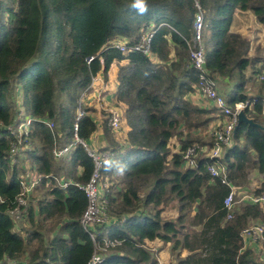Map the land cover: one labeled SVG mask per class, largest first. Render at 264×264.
<instances>
[{"label":"trees","instance_id":"trees-1","mask_svg":"<svg viewBox=\"0 0 264 264\" xmlns=\"http://www.w3.org/2000/svg\"><path fill=\"white\" fill-rule=\"evenodd\" d=\"M133 3L0 0V264L6 259L88 264L105 239L119 244L103 253V264H157L149 248L155 241L171 245L175 264H264L244 250L242 236L252 222L264 223V209L246 203L228 210L224 200L230 188L208 172L210 165L222 164L237 191L248 187L252 172L264 176V131L242 123L221 159L200 156L196 168H187L183 160L189 147H213L204 135L217 114L188 100L198 84L189 47L197 3L204 15L208 70L232 84L223 94L228 105L248 102L244 113L264 126V84L258 82L264 50L259 46L252 54L253 43L232 31L237 13L251 12L264 26V0H146L143 14ZM150 33L151 57L112 48L125 40L133 45ZM115 66L116 106L125 135L113 133L105 122L109 147L103 151L114 156L102 176L111 183L106 192L111 216L123 222L97 228L93 241L80 223L87 206L84 192L43 179L39 197L34 200L33 193L22 208L21 220L31 229L17 230L11 212L18 207L27 162L41 177L89 181L94 163L82 146L66 161H56L52 151L55 144L72 143L81 96L93 78L102 73L108 79ZM21 108L36 120L23 141L27 148L12 162L16 138L9 128L18 124ZM40 120L54 122L55 133ZM97 129L89 116L80 121L78 135L90 140ZM263 192L264 183L254 194ZM174 205L178 216L165 219Z\"/></svg>","mask_w":264,"mask_h":264},{"label":"built area","instance_id":"built-area-1","mask_svg":"<svg viewBox=\"0 0 264 264\" xmlns=\"http://www.w3.org/2000/svg\"><path fill=\"white\" fill-rule=\"evenodd\" d=\"M198 14L194 23V35L190 41V60L193 68L198 73V84L195 86V93L206 100L212 108L216 109L218 116V124L212 128L209 132V138L213 140V147L208 146H192L189 147L183 153V160L187 168H196L197 160L200 156L209 159H221L226 151L233 144L235 131L239 124V116L241 112L249 106V103H237L235 106H229L224 95L220 94L218 90V79L216 75H212L206 65V53L204 48V15L202 13L200 5L197 3ZM153 34H144L136 43L130 45L128 40L116 42L112 45V48L117 49L121 53L138 52L145 56L151 57V41ZM94 57L89 58L87 61L91 63ZM103 84V78L97 75L93 78L91 86L83 93L79 100L77 109L76 122L74 124L73 133L74 139L71 144L67 146H60L55 144L52 151V155L56 161H66L70 158L72 150L76 146H82L88 156L94 163L93 172L89 181L85 184L66 180L64 177H41L31 170L28 163L25 167L26 175L21 181L22 191L17 199L18 207L11 212V216L17 222L21 220L23 216L22 208L26 209L31 200L33 193L41 186L43 179H47L49 182H54L58 187L65 190L68 186L73 185L82 190L87 199L86 210L83 213L80 223L83 228L91 234L92 240L95 241V231L98 228L108 227L111 224H121L124 219L120 220L111 216L110 204L106 198V192L110 189L111 183L103 180L102 170L112 160L114 154L110 151H100L91 144L90 140H83L79 137V123L86 117H92L87 109L88 105L93 99L98 102H103L104 97L102 91L97 90V83ZM258 82L264 84V72L258 76ZM93 96V98H91ZM89 100L87 103L86 101ZM107 115L108 127L116 133L122 130L124 118L120 108L115 106H109L104 109ZM93 118V117H92ZM36 119L28 117L25 114L24 109L20 110L18 117V124L9 128L12 135L16 138V141L12 144L10 149V159L15 162L16 157L22 155V152L27 148L24 146L23 141L30 135L31 126ZM94 122L95 119L93 118ZM43 122L53 133H55L56 125L52 121L40 120ZM96 123V122H95ZM97 125V123H96ZM204 151L207 153L204 154ZM208 172L214 178H220L223 185L230 188L229 195L224 200L225 207L232 211L237 204L236 198L239 193L235 187L227 179L226 169L220 163L212 164L208 167ZM241 201L245 203L260 206L264 209V192L260 194H243ZM242 236L244 239H250L254 242H262L264 244V223L251 224L246 228ZM95 244H97L95 242ZM119 243L111 242L108 239L104 240L103 245H96V251L88 264H103L105 261L104 252L108 248L114 247ZM151 250V249H150ZM152 251V250H151ZM156 255L157 264H175L164 261L154 251ZM260 261L264 263V247ZM2 264H14L10 259H6ZM23 264H31L25 261Z\"/></svg>","mask_w":264,"mask_h":264},{"label":"crops","instance_id":"crops-1","mask_svg":"<svg viewBox=\"0 0 264 264\" xmlns=\"http://www.w3.org/2000/svg\"><path fill=\"white\" fill-rule=\"evenodd\" d=\"M250 22H251V25H250ZM253 27L256 28V30H258L257 27L258 28H262L263 27V25L260 24V22L258 21L257 17L253 13H251V12L237 13V15L235 17V22L233 24L232 31L235 32V33H239L243 37L246 38L247 37L246 36L247 33H249V32L251 33V31H249V29L252 30ZM252 51H254V49ZM117 71H118V69L115 66L113 68V70L111 71V73L109 74V78L108 79H106L102 73L100 74V76L103 78V84H100V82L97 83V87L96 88H97V90L102 91L103 97H104V101L100 103L96 99H93L91 101V103L87 107V109L89 111V114L95 119V122L97 123V128H98L96 133L90 139V141H91V144L93 145V147H95L96 149H100V151L106 150L109 147V140L105 137V134H104V131H103V126L105 125V122H106V124L108 126L107 117L105 116L106 111L104 109L106 107H109V106L117 107L116 106L117 102H116V98H115ZM218 85H220V86H218L219 92H220V94L223 95L224 94V90L230 88L232 84L227 82L226 80H222V79L219 78L218 79ZM225 85H227V86H225ZM249 95L253 96V95H255V93L250 92ZM91 98H93V96ZM188 100L193 105L198 106L200 108H206V109H211L212 108L210 103H208L206 100H204L201 97H199L195 92L188 97ZM86 102L88 103L89 100H87ZM113 103L115 105H112ZM215 117H216L215 121L210 125L209 129L205 132V135H204L205 137H208L209 136L208 134L212 130V128L218 124V118H217L218 116L215 115ZM109 130H111V129L109 128ZM124 132L125 131H124V123H123L122 130L119 133H116V132H113V133H116L119 136H124L125 135ZM196 135H199V134H196ZM172 144L174 145V150L175 151H177L176 150L177 148L179 150V143H178L177 140H173ZM206 153L207 152L204 151V154H206ZM80 172H82V169H80ZM106 181H108V180L107 179L104 180L105 183H106ZM263 183H264V176L259 174L256 171H254L250 175V181H249L248 187L244 188V189H241V191H239L238 195L240 197H242L243 194H254V192L257 189L261 188ZM34 193H37V190ZM237 204H238L237 206H240V205L246 204V203L244 201H241V202H239ZM237 206H235V207H237ZM168 209H170V208H167V210ZM167 210H166V212L164 214V217H165V215H170L169 213H167ZM171 215H172V217H168V218L175 219L178 216L177 209L172 210ZM21 223H23L22 220H18L16 222V229L17 230L21 229V226H20ZM255 223H260V222H252L251 224H255ZM244 243H245L244 250H252L254 252V255H255L257 261L261 262L260 261V257L262 255L264 244L262 242H254V241H252L250 239H244ZM164 245L165 244L163 242H161V241H155V242H150L149 248L152 251H154L159 257H160L161 250H163L165 248L167 250V252H166L167 255H166V258H165L164 261H167V262H170V263H174L175 260H174V257L172 256V253H171V245H165V247H164ZM163 253H164V251H163ZM184 255H186V253H184Z\"/></svg>","mask_w":264,"mask_h":264},{"label":"rangeland","instance_id":"rangeland-1","mask_svg":"<svg viewBox=\"0 0 264 264\" xmlns=\"http://www.w3.org/2000/svg\"><path fill=\"white\" fill-rule=\"evenodd\" d=\"M249 22V21H248ZM250 25H251V22H250ZM255 27V26H254ZM253 27V29L251 30V29H249V31H251V33L249 32V33H247V39H249L252 43H253V49H255L256 47H259V46H261L262 48H263V50H264V26L262 27V28H258L257 27V29L258 30H256V28H254ZM256 30V31H255ZM255 44V45H254ZM252 49V50H253ZM252 54H254V51H252L251 52ZM117 69H118V67H117ZM219 90V89H218ZM21 92V91H20ZM20 92L18 93V97H21V94H20ZM253 93H255L256 92V90L255 91H252ZM20 101V100H19ZM18 105H20V102L18 103ZM112 105H115L114 103L112 104ZM22 109V108H21ZM105 116L107 117V115H106V113H105ZM177 151H178V148L176 149ZM28 163V162H27ZM28 166H29V163H28ZM253 192V191H252ZM40 193H41V191H38L37 193H35V195H34V200H36V198H38L39 197V195H40ZM33 200V201H34ZM240 200H241V197L240 196H237V198H236V202L237 203H239L240 202ZM238 204H236L235 206H237ZM176 208H175V206H173L172 208H170V209H168L167 210V213H169L170 215H165V219H172V218H168V217H172V215H171V213H172V210H175ZM51 225H50V227H52V225H54V223H50ZM21 228L22 229H24V231H27V230H30L31 229V226L29 225V223L26 221L25 223L23 222V223H21ZM56 231H54V232H49V234H50V236H52L54 233H55ZM164 247H165V245H164ZM163 251H164V253H163ZM167 250L164 248L163 250H161V252H160V257L163 259V260H165V258H166V255H167Z\"/></svg>","mask_w":264,"mask_h":264},{"label":"water","instance_id":"water-1","mask_svg":"<svg viewBox=\"0 0 264 264\" xmlns=\"http://www.w3.org/2000/svg\"><path fill=\"white\" fill-rule=\"evenodd\" d=\"M242 123H246V124L251 125V126H258V127H260L264 131V126H260V125L256 124L252 119H249L244 112H241L240 113V116H239V124H238V126L236 128V131H237L238 127ZM236 131H235V133H236Z\"/></svg>","mask_w":264,"mask_h":264},{"label":"clouds","instance_id":"clouds-1","mask_svg":"<svg viewBox=\"0 0 264 264\" xmlns=\"http://www.w3.org/2000/svg\"><path fill=\"white\" fill-rule=\"evenodd\" d=\"M133 8L138 9L141 14L147 11V3L146 0H134L132 5Z\"/></svg>","mask_w":264,"mask_h":264}]
</instances>
